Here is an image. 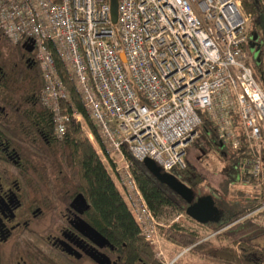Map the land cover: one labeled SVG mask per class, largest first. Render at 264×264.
Returning a JSON list of instances; mask_svg holds the SVG:
<instances>
[{"label": "built area", "instance_id": "obj_1", "mask_svg": "<svg viewBox=\"0 0 264 264\" xmlns=\"http://www.w3.org/2000/svg\"><path fill=\"white\" fill-rule=\"evenodd\" d=\"M116 8L113 22L110 0H0V27L9 40L33 47L43 77L41 101L53 115L58 138L70 118L81 129L84 122L68 104L61 63L99 140L86 124L85 134L139 234L157 245L163 258L161 223L147 206L125 151L153 159L162 171L183 168L201 111L215 125L219 143L230 145L235 156L239 138L245 139L251 155L239 159L236 178L244 184L264 178V39L247 32L251 13L242 0H116ZM249 42L255 44L260 77L247 61ZM231 112L238 115L241 136ZM256 210H264V201Z\"/></svg>", "mask_w": 264, "mask_h": 264}, {"label": "trees", "instance_id": "obj_2", "mask_svg": "<svg viewBox=\"0 0 264 264\" xmlns=\"http://www.w3.org/2000/svg\"><path fill=\"white\" fill-rule=\"evenodd\" d=\"M242 3L251 13L247 32L250 35L256 32L264 39L261 26L264 0H242ZM1 46L8 53L24 47L21 42L9 40L0 27ZM247 61L260 77L261 64L255 63L254 59ZM30 64V67H24L9 80L7 89L20 100L21 95L25 96L22 99V110L19 108L14 117L12 133L21 137L26 134V128L34 129L46 140L45 142L39 138V142H36L31 136L29 139L25 137V141L16 140L23 157L37 170L38 177L32 170L34 179L69 183L70 187L82 191L93 204V216L98 224L104 227L112 239L125 243L128 262L139 260L144 264H162L153 244L139 234V226L123 200L120 189L97 155L94 145L83 133L80 123L70 118L64 135L61 138L55 136L53 115L41 101L43 77L39 63L33 60ZM58 67L69 88L68 104L82 114L84 123L95 139L99 140L95 125L85 113L73 83L67 79L59 62ZM262 75L264 81V74ZM199 113L201 123L197 126V136L185 148V166L181 169L173 168L171 173L197 193L210 194L215 205L226 214V219L217 223H198L191 219L184 212L186 203L183 199L160 183L141 160L125 151L131 163L133 177L147 206L161 223L157 227L158 234L172 245L173 250L176 249V253L185 249L178 256L175 252L171 253L170 260L174 258L171 264H198L196 259L212 264H264V244L256 240L264 235V210L247 216L264 201V178H251L248 184L236 178L239 159L251 155L241 136L238 115L231 112L233 125L241 136L237 149L240 154L235 156L230 145H218L215 125L203 112ZM51 135L55 138L52 139ZM190 145L195 146L198 155L206 148L215 152L218 160L223 163L221 184L217 187L210 188L205 184L204 177L187 159L186 152ZM179 213H184L183 217L174 219Z\"/></svg>", "mask_w": 264, "mask_h": 264}, {"label": "flooded vegetation", "instance_id": "obj_3", "mask_svg": "<svg viewBox=\"0 0 264 264\" xmlns=\"http://www.w3.org/2000/svg\"><path fill=\"white\" fill-rule=\"evenodd\" d=\"M33 54L32 46L10 53L0 47V264H144L127 261L125 243L98 224L82 191L69 183L34 179L37 170L16 140L44 137L29 128L21 137L12 133L25 96L20 100L7 89L9 80L36 60Z\"/></svg>", "mask_w": 264, "mask_h": 264}, {"label": "water", "instance_id": "obj_4", "mask_svg": "<svg viewBox=\"0 0 264 264\" xmlns=\"http://www.w3.org/2000/svg\"><path fill=\"white\" fill-rule=\"evenodd\" d=\"M117 16L116 0H110V17L114 22ZM264 33V15H261ZM255 38L257 33L253 35ZM31 47L30 44L26 45ZM121 59L124 60L123 52H120ZM144 167L160 182L169 187L186 203L185 214L198 223L211 222L221 211L214 203L212 196L208 193L199 194L185 182L181 181L171 172L162 171L161 168L149 157L142 160ZM78 197H82L80 194Z\"/></svg>", "mask_w": 264, "mask_h": 264}, {"label": "rangeland", "instance_id": "obj_5", "mask_svg": "<svg viewBox=\"0 0 264 264\" xmlns=\"http://www.w3.org/2000/svg\"><path fill=\"white\" fill-rule=\"evenodd\" d=\"M83 128L82 131L83 133H86L88 131L85 123H82ZM93 144V143H92ZM94 145V144H93ZM219 146H221L220 143H218ZM197 149H195L194 145H190L187 148L186 152V157L187 159L194 165L195 169L204 177L205 179V184L210 186V188H215L217 187L220 183L221 177L219 176L218 169H221L223 163L218 160V156L215 152L205 150V153H200V156H197ZM207 187V186H206ZM229 197V195H228ZM257 211V210H256ZM256 211L250 212L247 214V216H250L254 214ZM227 216L223 214V212H219L217 217L215 219H212L211 222H219L224 219H226ZM162 238V237H161ZM259 243L264 244V235H261L259 238L256 239ZM155 252L157 251V245H153ZM161 250L163 251V258L161 257L162 264L164 261L170 260L173 252H177L176 249L173 250L172 245H170L164 238L161 239L160 246ZM185 249H183L181 252H184ZM176 253V255L180 254ZM160 257V256H159ZM196 258V257H195ZM194 258V259H195ZM198 264H212L210 262H206L201 259H196Z\"/></svg>", "mask_w": 264, "mask_h": 264}, {"label": "crops", "instance_id": "obj_6", "mask_svg": "<svg viewBox=\"0 0 264 264\" xmlns=\"http://www.w3.org/2000/svg\"><path fill=\"white\" fill-rule=\"evenodd\" d=\"M247 49H248V51H249V54H250V56L251 57H249L250 58V60H252L253 59V57H255V44H254V42H249V44L247 45ZM205 153V152H204ZM219 171H218V173H219V176H221V173H222V167H221V169H218ZM221 212H223L222 210H221ZM223 214H225L224 212H223ZM225 216H226V214H225Z\"/></svg>", "mask_w": 264, "mask_h": 264}]
</instances>
